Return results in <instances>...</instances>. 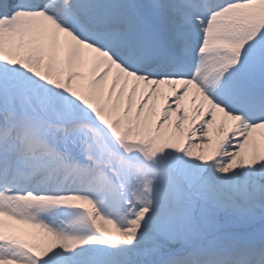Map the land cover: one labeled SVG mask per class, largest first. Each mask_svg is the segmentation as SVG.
Listing matches in <instances>:
<instances>
[{
    "label": "snow or ice",
    "instance_id": "1",
    "mask_svg": "<svg viewBox=\"0 0 264 264\" xmlns=\"http://www.w3.org/2000/svg\"><path fill=\"white\" fill-rule=\"evenodd\" d=\"M0 264H264V0H0Z\"/></svg>",
    "mask_w": 264,
    "mask_h": 264
},
{
    "label": "bare ground",
    "instance_id": "2",
    "mask_svg": "<svg viewBox=\"0 0 264 264\" xmlns=\"http://www.w3.org/2000/svg\"><path fill=\"white\" fill-rule=\"evenodd\" d=\"M174 86V85H173ZM191 88V86H189ZM197 100H199L200 103H203V99L200 98L198 92L194 91L192 95V103L196 104ZM181 105L178 103L177 107H180Z\"/></svg>",
    "mask_w": 264,
    "mask_h": 264
}]
</instances>
